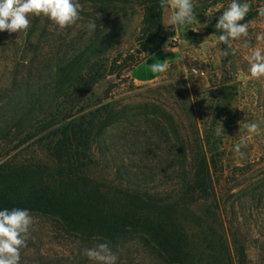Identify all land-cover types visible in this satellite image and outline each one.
<instances>
[{"label":"rangeland","instance_id":"1","mask_svg":"<svg viewBox=\"0 0 264 264\" xmlns=\"http://www.w3.org/2000/svg\"><path fill=\"white\" fill-rule=\"evenodd\" d=\"M77 2L80 19L64 29L40 16L30 17L26 31L0 33V163L54 169L52 140L40 131L53 111L48 102L55 71L103 42L106 50L91 61L104 75L93 101L108 98L104 103H112L116 115L93 145L90 178L160 198L175 196L193 173L197 145L208 137L213 148L208 156L217 163L222 234L236 264H264V78L247 74L251 51H264V39H257L264 36V18L256 12L264 0H249L248 34L233 41L229 58L215 24L230 0H193L197 20L175 31L168 23L171 10L164 9L162 32L153 42L178 37L184 63L169 80L147 87L136 86L130 76L132 61L142 59L150 44H145L146 0ZM91 21L96 29L89 32ZM249 122L258 124L257 133H247ZM221 125L224 133L218 136ZM241 142L242 156L233 151ZM30 215L19 264H93L82 252L101 241L84 242L55 219ZM186 224L195 222L188 218ZM109 246L117 264H166L138 237Z\"/></svg>","mask_w":264,"mask_h":264},{"label":"trees","instance_id":"2","mask_svg":"<svg viewBox=\"0 0 264 264\" xmlns=\"http://www.w3.org/2000/svg\"><path fill=\"white\" fill-rule=\"evenodd\" d=\"M146 4L145 44H149L162 32L164 9L159 0ZM251 19L250 15L243 22ZM105 50V43L97 42L57 67L48 102L53 111L40 131H48L52 140L49 150L55 167L0 163V210L24 208L53 218L84 242L117 244L138 237L166 264H236L217 213L213 172L217 163L208 156L213 150L208 137L197 145L193 173L183 178L175 196L132 192L88 175L95 164L93 145L116 115L113 104L104 103L108 98L93 101L104 75L91 61ZM140 60H133L132 68ZM30 112L29 107L26 116ZM188 218L194 226L188 227Z\"/></svg>","mask_w":264,"mask_h":264},{"label":"clouds","instance_id":"3","mask_svg":"<svg viewBox=\"0 0 264 264\" xmlns=\"http://www.w3.org/2000/svg\"><path fill=\"white\" fill-rule=\"evenodd\" d=\"M159 4L162 9L171 10L168 23L173 26L174 31L192 25L197 20L193 0H159ZM80 8L77 0H0V33L26 31L30 25V17L40 16L47 18L59 29H64L80 19ZM250 10L249 0H230L217 17L215 29L219 34L216 39L225 45L221 50L224 56L229 55L230 49L234 51L233 41L247 36L249 23L242 21H245ZM256 12L259 18H264V6L257 8ZM87 28L92 32L96 26L91 21ZM257 39H264V36H258ZM149 68L154 74L165 72L163 63H152ZM247 74L254 79L264 78V51L259 47L251 51ZM244 127L248 134L258 131V124L255 122L246 123ZM222 133L223 126L217 129L216 134L219 136ZM242 143H237L233 148V151L241 156ZM31 224L32 216L27 209L0 210V264H19L20 250L26 247ZM82 255L93 264H117V256L108 242H98L93 247L84 249Z\"/></svg>","mask_w":264,"mask_h":264},{"label":"crops","instance_id":"4","mask_svg":"<svg viewBox=\"0 0 264 264\" xmlns=\"http://www.w3.org/2000/svg\"><path fill=\"white\" fill-rule=\"evenodd\" d=\"M163 63L165 72L152 73L149 65ZM184 63V52L180 45H173L169 41L152 42L146 48L144 57L130 72L132 82L138 87H147L169 80L176 70L181 69Z\"/></svg>","mask_w":264,"mask_h":264},{"label":"built area","instance_id":"5","mask_svg":"<svg viewBox=\"0 0 264 264\" xmlns=\"http://www.w3.org/2000/svg\"><path fill=\"white\" fill-rule=\"evenodd\" d=\"M168 41L173 45H180L182 43L178 37H170Z\"/></svg>","mask_w":264,"mask_h":264}]
</instances>
